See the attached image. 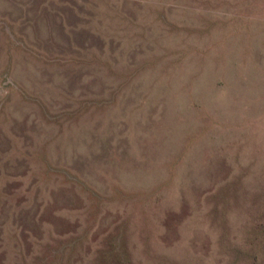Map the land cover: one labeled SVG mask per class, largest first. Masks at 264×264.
Returning a JSON list of instances; mask_svg holds the SVG:
<instances>
[{
  "label": "rangeland",
  "instance_id": "374dc122",
  "mask_svg": "<svg viewBox=\"0 0 264 264\" xmlns=\"http://www.w3.org/2000/svg\"><path fill=\"white\" fill-rule=\"evenodd\" d=\"M0 264H264V0H0Z\"/></svg>",
  "mask_w": 264,
  "mask_h": 264
}]
</instances>
